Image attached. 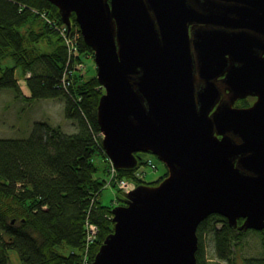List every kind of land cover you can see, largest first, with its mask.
I'll return each instance as SVG.
<instances>
[{
  "label": "water",
  "instance_id": "95a60500",
  "mask_svg": "<svg viewBox=\"0 0 264 264\" xmlns=\"http://www.w3.org/2000/svg\"><path fill=\"white\" fill-rule=\"evenodd\" d=\"M50 1L94 51L105 153L132 168L151 151L169 169L112 208L91 264H198L213 213L264 229V0Z\"/></svg>",
  "mask_w": 264,
  "mask_h": 264
},
{
  "label": "trees",
  "instance_id": "16d2710c",
  "mask_svg": "<svg viewBox=\"0 0 264 264\" xmlns=\"http://www.w3.org/2000/svg\"><path fill=\"white\" fill-rule=\"evenodd\" d=\"M37 18L43 23L42 30H23ZM72 18V27L81 31L75 14ZM61 24L59 8L50 0H0V87L22 93L16 75L20 66L31 92L24 96H62L66 115L78 124L75 132L46 124L45 131L37 126L27 137L0 136V264H13L10 249L18 251L24 264H80L88 219L100 227L91 245L93 260L114 228V206L100 201L104 182L95 177L93 161L95 150L105 153L98 122V105L105 89L96 72L89 77L75 75L68 88L62 85L68 47L56 27ZM45 35L54 39L53 47L36 49L34 44ZM79 45L85 56L94 55L82 34ZM7 57L16 63L4 66L2 59ZM137 155L140 166L143 161ZM137 167L119 171L133 177ZM167 174L154 182L143 178L139 182L156 184ZM257 231L264 247V229ZM243 234L223 215L210 214L198 226V264H264V254H238ZM211 241L215 258L227 263H210Z\"/></svg>",
  "mask_w": 264,
  "mask_h": 264
},
{
  "label": "rangeland",
  "instance_id": "374dc122",
  "mask_svg": "<svg viewBox=\"0 0 264 264\" xmlns=\"http://www.w3.org/2000/svg\"><path fill=\"white\" fill-rule=\"evenodd\" d=\"M31 28L38 31L42 30L43 23L37 18L25 25L23 30L28 32ZM53 44L54 39L45 35L34 46L39 50H50ZM85 55V60L89 65L85 77H89L95 72L97 74L94 55L90 57H86ZM2 63L5 66L13 65L16 62L13 58L7 57L2 59ZM16 75L21 84L22 93L19 94L13 87H0V136L27 137L37 126H42L43 131H45L46 124L61 127L66 132H75L78 129L77 121L69 118L65 113V103L62 96L26 98L24 94L30 95L31 92L20 66L16 67ZM137 153L143 161L138 169L144 173V180L148 182L157 181L167 171V165L155 153L151 151H138ZM149 157L153 158L157 168L146 163ZM93 161L97 165L95 177L100 181L106 182V185L101 189L100 201L103 204L112 205V207L122 204L123 200L125 202L124 191L118 185L108 183L110 179V158L107 157V154L105 155L104 152L97 149L93 153ZM220 224L221 222L218 223V225ZM243 231L244 234L242 235L240 244L241 249L238 254L249 257L262 256L264 254L262 234L253 228ZM213 252V242L211 241L210 263H227L224 260L220 262V260L215 258ZM10 257L13 264H24L16 249H10Z\"/></svg>",
  "mask_w": 264,
  "mask_h": 264
},
{
  "label": "built area",
  "instance_id": "2783aa9c",
  "mask_svg": "<svg viewBox=\"0 0 264 264\" xmlns=\"http://www.w3.org/2000/svg\"><path fill=\"white\" fill-rule=\"evenodd\" d=\"M43 16L47 18L49 22L52 20L43 13ZM59 33L63 36L65 43L68 47V60L67 66L64 70L63 77H62V85L65 88L71 84L73 78L76 75L77 71H83L85 68V63L77 58L78 51L80 50L79 40L81 38L82 32L75 27H69L66 23L61 25H56ZM81 55H83L82 51ZM72 60V61H71ZM30 71L27 75H30ZM149 164L154 166V162L152 159L148 160ZM110 179L109 182L111 184L117 183L121 188L124 190H130L135 187V182L126 178H123L119 175V171L117 166L110 160ZM140 177H143L144 173L138 172L137 173ZM86 227V245L83 254L81 255L80 264H91L90 258V250L92 243L96 240L97 235L100 231V227L97 223L90 221L89 219L85 223Z\"/></svg>",
  "mask_w": 264,
  "mask_h": 264
},
{
  "label": "bare ground",
  "instance_id": "6f19581e",
  "mask_svg": "<svg viewBox=\"0 0 264 264\" xmlns=\"http://www.w3.org/2000/svg\"><path fill=\"white\" fill-rule=\"evenodd\" d=\"M72 14H75L74 12L72 13ZM71 18H72V15H71ZM72 21H73V18H72ZM81 50H79L78 51V55H77V58L79 59V60H81V61H83L84 63H85V68H84V70L83 71H77L76 72V75L77 74H83V75H86V73H87V69H88V67H89V65H88V63L86 62V60H85V57L83 56V55H81V52H80ZM96 67H97V65H96ZM106 92V91H105ZM101 135H102V137H103V133H102V131H101V133H100ZM101 144H102V142H101ZM103 146V145H102ZM149 159H152L153 160V158L152 157H149L148 159H147V162L146 163H148L149 164V162H148V160ZM138 162H139V159H138ZM153 162H154V160H153ZM166 164V163H165ZM150 165H152V164H150ZM167 165V164H166ZM137 166H138V164H137ZM137 166H135V167H137ZM153 166V165H152ZM135 167H132V168H135ZM153 167H155V168H157V165H156V163L154 162V166ZM118 168V167H117ZM139 166L134 170V176L133 177H125V176H122L121 174H120V171H119V168H118V171H119V175L121 176V177H123V178H126V179H129V180H132V181H134L135 182V187L134 188H132V189H130V190H124L123 188H121L117 183H113V184H116V185H118L119 186V188L122 190V191H124V193H125V195H124V198H126V193L127 192H129V191H131V190H133V189H135L136 187H137V185H139V184H141V183H146V182H139V179H144V175H143V177H140L137 173L138 172H141V173H143L142 171H140L139 169ZM167 171H168V174H169V169H168V166H167ZM165 174V173H164ZM167 174V175H168ZM166 175V176H167ZM165 176V177H166ZM162 180V179H161ZM160 180V181H161ZM159 181V182H160ZM105 182V181H104ZM158 182V183H159ZM108 183H110L109 182V180H108ZM111 184V183H110ZM149 184H151V183H149ZM157 184V183H156ZM104 185H106V182L104 183ZM219 214V213H218ZM225 217V216H224ZM243 220V219H242ZM253 229H255V228H253ZM256 230H259V229H256Z\"/></svg>",
  "mask_w": 264,
  "mask_h": 264
},
{
  "label": "flooded vegetation",
  "instance_id": "af4514ba",
  "mask_svg": "<svg viewBox=\"0 0 264 264\" xmlns=\"http://www.w3.org/2000/svg\"><path fill=\"white\" fill-rule=\"evenodd\" d=\"M257 99V96L255 95H248V96H244V97H240L236 100L235 102V106H239V107H246V106H250L254 103V101ZM124 203V200H123ZM243 221V220H242ZM241 221V222H242ZM239 222V223H241ZM237 262H241V260H238Z\"/></svg>",
  "mask_w": 264,
  "mask_h": 264
}]
</instances>
